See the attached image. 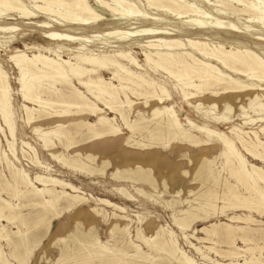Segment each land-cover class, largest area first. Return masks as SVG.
<instances>
[{
    "label": "bare ground",
    "instance_id": "6f19581e",
    "mask_svg": "<svg viewBox=\"0 0 264 264\" xmlns=\"http://www.w3.org/2000/svg\"><path fill=\"white\" fill-rule=\"evenodd\" d=\"M26 1L0 0V22L23 19L27 20L26 24H31L34 23L32 19L42 14L46 19L39 20L35 26L43 29L41 40L45 44L23 43L22 48L11 50L9 45L16 37L9 35L2 36L0 47L17 72V92L23 101L24 122L39 135L47 154L68 170L86 176L102 174L108 161H102L103 169L90 166L88 161H93L95 156L82 153L79 147L102 139H121L122 143L131 142L136 147L149 145L131 140V136H120V125L132 133L144 131L149 139L169 137L189 146L203 145L199 148L201 157L194 167L195 175L202 174L213 184L220 182L223 188L220 198L226 204L221 206L220 213L226 208L242 209L246 213L232 214L225 222L203 227L200 232L205 237L194 238L215 244L218 240L226 243L224 249L214 250L226 262L219 263L215 259L214 264H264L261 260L264 221L254 217V214L264 215V0H234L242 8L228 9L231 12L217 9V17L189 0H145L156 13L140 11L131 0H93L95 6L88 0H40L41 4H37V0ZM221 5L227 4L221 2ZM157 12L178 21H164L166 24L162 26L164 18H159ZM235 12L248 14L260 29L239 27L229 19H221L225 13ZM103 22L111 26L95 31ZM142 23H149V26L137 25ZM86 29L95 32L82 34ZM16 31H21L16 25H0V33ZM224 33L235 38L226 39L222 36ZM246 36L254 40L253 46L245 42ZM134 47L139 48L143 62L133 55ZM8 77L0 64V126L3 125L10 138H14ZM177 99L181 108L187 107L184 122L175 109ZM246 99L249 101L244 105ZM248 109L259 112L252 118L247 114ZM193 112L200 123L191 118ZM232 113L241 116V123L235 124ZM45 120H50L53 128L43 131L40 123ZM223 123L228 124L226 133L217 129ZM50 134L56 135L64 150L73 149L72 154L69 156L56 150L57 143ZM198 135L206 139L201 140ZM14 140L6 141L13 161L6 150L0 148V162L9 175V179L3 176L0 180V221L14 225L16 230L0 224V241L9 247L12 259L27 264L32 247L40 239L34 232L41 228L47 230L52 217L56 218L63 209H71L85 198L79 195V187L69 182L43 173L30 177L23 168L16 166L14 160H19L13 149ZM212 141L215 144L209 146L208 142ZM21 144L28 147L26 142ZM211 151L223 159L224 177L220 178V170L214 167V158L204 156L205 152ZM33 155L30 160L34 166L49 170L48 165L38 160L36 153ZM119 173L129 178L135 175L156 187L150 170L142 165L115 169L113 175ZM162 184L166 186L164 181ZM119 190L124 193L121 188ZM2 194L10 199L17 198L18 203L5 199ZM207 197L206 205L214 207L210 199L217 196L209 193ZM96 201L122 211L108 200ZM35 207L39 210L21 213L23 209ZM114 216L126 218L125 215ZM191 216V220L194 219ZM191 216L175 219L176 225L181 229L188 227L187 218ZM127 228V224L116 223L110 227V234H121L110 248L98 244L96 238L79 240L82 248L92 247L85 254L81 251V256L86 261L96 257L98 264H145V260L148 264H203L182 251L171 233L166 237L158 229L153 237L146 238L137 229L136 238L143 242L145 251L132 238L125 237L129 235ZM236 240L244 246H238ZM260 240L261 246L257 244ZM191 246L202 259L211 261L204 250ZM206 248L211 250L214 246ZM129 249L133 252H128ZM66 250L67 256L80 251ZM0 262L10 264L1 244Z\"/></svg>",
    "mask_w": 264,
    "mask_h": 264
},
{
    "label": "rangeland",
    "instance_id": "374dc122",
    "mask_svg": "<svg viewBox=\"0 0 264 264\" xmlns=\"http://www.w3.org/2000/svg\"><path fill=\"white\" fill-rule=\"evenodd\" d=\"M88 1L90 5L95 6L93 0ZM131 1L137 6L140 11L145 10L148 13H156V10L153 7H149L145 0ZM189 1L194 2L193 4L195 6L200 7L202 10H205L213 17H217V9L226 10L224 12H231V9L234 7L238 9L242 8V6H240L241 4H237V2H235L236 0H232V2L230 0ZM36 2L37 4H41L40 0H37ZM221 2H224L227 5L222 6ZM26 3L28 2L26 1ZM228 9H230L231 11H229ZM158 14L159 15L157 16H159V18H164L162 22L168 21L169 23H173L175 21L177 23L178 21L174 20L170 16L168 17V15L164 16L161 13ZM221 17V19L223 20L229 19L233 23H237L236 25L239 27L245 28L249 26L250 29H260V26L257 24V22L254 21V19L251 20L248 14H243L240 12L225 13V15ZM43 19L45 20L46 17L41 14V17L32 19L31 21L34 23L31 24H26L27 20L23 19L2 20V22H0V25H16L21 29V31H16L9 34L0 33V39H2V36L9 35L16 37L15 41L9 45L11 50L14 47L22 48L23 43L34 45L45 44L41 40V32L43 31V29H39L35 26V23H37L39 20L42 21ZM109 22L110 21L106 23ZM165 22H159V24L161 23V25L163 24L162 26H165V24L167 23ZM137 25L139 27H144L149 26V23H142ZM108 26H111V24H108ZM108 26H106L103 22V24L95 29V31L105 30L106 28H108ZM55 29L59 30L60 28L55 27ZM262 29L264 30V27ZM95 31L93 29H86L82 31V34L89 35ZM21 32L23 35L21 34ZM222 36L229 40L235 38L233 35L225 33L222 34ZM246 37L247 38L245 42L247 41V43L253 46L255 44L254 40L251 39L250 36ZM242 38L244 39V37ZM132 46H134V44H132ZM1 49L2 48L0 47V64L4 67L9 76L10 101L15 126L14 138H10L7 129L3 125H1L3 131L1 130L0 126L1 150H6L5 153L8 154V157L13 161V158L9 154V149L6 141L10 142L16 138V140H14L15 142L13 141V149L16 153V157H18L19 160V162H16L14 160L16 166L23 168L30 177H34L35 174L43 173L49 174L51 175V177H54L56 179L69 182L72 185L79 187V190L82 193H80L79 195L86 199L82 200L83 202L81 201L78 204L74 205L71 209H63V212H60L59 215L56 216V218L52 217L50 219L51 222L49 221L48 223L47 230L45 228H41L40 230L34 232V235L39 237L40 239L37 245L34 246L35 248L32 247V251L30 252L31 254L29 253L30 256L28 255L27 257V264H98L99 259L96 257H89L87 261L83 259L84 257L81 256V251H83L85 254L88 250L90 251L92 247L87 246L82 248V246L79 244V240L83 241L84 238L85 240L96 238L98 244H102L107 248L113 247L117 243L115 242V239H119L121 236V234L118 232H116L114 235L109 233L110 227L115 223L120 226L127 224V233L129 235L126 234L125 237L129 236V238H132L133 241L139 244L145 251L147 250V248L145 247L143 242L140 241V239L136 238V230L139 229L140 233L144 237L148 238L153 237L155 232L160 229V234H163L164 236L166 235V237H168L169 233H171L172 237L176 240L178 247L198 263L214 264L215 259L219 261V263L226 262L222 258L217 256L214 252V250L224 249L226 247L225 242L218 240L217 242L219 243L215 244L210 241H197L194 237H205L204 233L200 232L201 228L209 227L213 223L225 222L227 216H230L232 214H245L246 211L242 209L226 208L224 209V212L220 213L221 206L226 205L220 198L222 197L223 191L220 182L218 185L213 184V182L207 180L204 175H195L194 167H196V164L199 162V158L201 157L199 148L204 147L203 145L192 146L190 144L189 146L186 142L178 141L176 139H169V137H164L163 139H157L154 137L155 140L149 139L150 137H147V133H145L144 131L142 133H138V131L132 133L125 127H123V125H120V136H122L123 138H128L131 136V140H138L140 141V143H147L149 145L145 147H136L135 145H132L131 142L128 144L122 143L121 139H113L109 141L104 139L94 140L82 147H79V150L82 153H88L95 156L93 161H88L90 162L88 163L90 164V166L102 168V161H108V164L104 167V173L86 176L82 173L68 170L60 166L57 161L55 162V160H53L47 154V151L44 150L41 146L42 143L39 139V135L36 134V132H33L29 125L25 124L23 113L24 111L21 106L23 104V101L17 92V72L15 68H13L12 63L9 61L5 51ZM132 51L133 55L138 59V61L143 62V57L140 54L139 48L134 47ZM105 77L108 78V75H106ZM248 101L249 100L246 99L244 101V105H247ZM175 105V109L177 110L181 121L184 122V118L187 114V107L183 106V108H181L180 106L182 104L178 101V99L176 100ZM256 112H259L258 109H255V112L252 111V109H248L247 114L253 118L255 117ZM194 113L195 112H193L191 118L195 122L200 123ZM235 114L236 113L231 114V116L233 115L235 119V124L241 123V116L236 117ZM109 116L113 117L112 114H110ZM130 116L132 115L130 114ZM118 123L120 124V122ZM256 125H254V127ZM40 126L43 131H45L49 128H53V123L50 120H45L40 123ZM184 127L188 128L187 126ZM244 128L247 129L246 127ZM217 129L226 133L229 130L228 124H220L219 128ZM198 136L201 140L206 139L203 136ZM49 137L57 143L55 147L56 150L62 151L69 156L70 154H72L73 149H70L68 151L64 150L62 145L57 142L56 135L50 134ZM22 142H26L28 144V147L22 145ZM208 143H210L209 146L215 144L214 141ZM175 152L182 155L176 156ZM33 153H36V157L39 161H41L42 164L49 166V170H42L32 164L30 159L32 158V156L34 158ZM211 153L205 152L204 156L208 159L214 158V167L217 166V170H220V178L224 177L226 175V172L223 159L212 151ZM135 164L142 165L143 167L150 170V175L155 180L156 187L153 188V186L148 181L139 179L135 175L134 177L131 176L132 178H129L127 175L124 176L123 173H121V175L120 173L119 175H113L115 169H126L128 167L131 168ZM3 176L9 179L7 169L5 168L4 164L0 162V180ZM133 178L138 179L133 180ZM162 181L165 182L167 188L162 184ZM211 183L213 185H211ZM34 185L39 188L42 187L37 183H34ZM119 188H121L125 194L122 193ZM57 190H59V187L57 188ZM65 191L69 192L68 189H65ZM209 193H213L217 196L216 199H210L214 207H209L205 203L208 199L207 196ZM1 196L13 203H18L17 198L10 199L4 194H2ZM96 199L108 200L109 202H111V204H115L116 206L121 207L122 211H119L115 206H106L104 203L96 201ZM30 209L31 208L23 209L21 210V213L25 214L28 211L33 210L32 212H35V210H39V208L37 207H35V209ZM114 214L125 215L126 218H117L114 216ZM187 215H193L194 219L191 220L192 216L188 217L187 219L189 220L190 225H188V227L184 229H181L178 225H176L175 219L182 218ZM254 217L259 221H264V215L262 216L254 214ZM0 224L6 225L7 228L12 231L16 230V227L12 224H6V222L1 221ZM194 231L195 233H193ZM235 243L240 247L244 246L240 240H236ZM0 244L9 263L19 264L9 256V247L5 244V242L0 241ZM257 244L261 246V240L257 241ZM191 245L198 246L201 251L204 250L203 252L208 254L212 262L210 261L208 263V260L205 261L204 259H202ZM206 246H214V248L211 250H207ZM67 248L80 251L75 253L74 255L67 256L65 255L67 253ZM127 251L131 253L133 252L131 249ZM159 260L163 261L164 259L160 258ZM261 260L264 261V250L261 251ZM144 262H146L145 264H148V260H145ZM0 264L5 263L0 262Z\"/></svg>",
    "mask_w": 264,
    "mask_h": 264
}]
</instances>
